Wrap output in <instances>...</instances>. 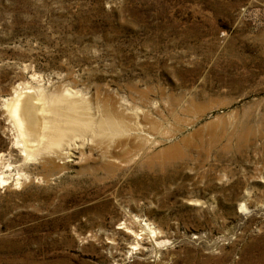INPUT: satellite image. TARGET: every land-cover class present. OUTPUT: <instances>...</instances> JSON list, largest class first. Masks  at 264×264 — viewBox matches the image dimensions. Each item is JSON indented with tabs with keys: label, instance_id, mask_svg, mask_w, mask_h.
I'll list each match as a JSON object with an SVG mask.
<instances>
[{
	"label": "rangeland",
	"instance_id": "rangeland-1",
	"mask_svg": "<svg viewBox=\"0 0 264 264\" xmlns=\"http://www.w3.org/2000/svg\"><path fill=\"white\" fill-rule=\"evenodd\" d=\"M64 93L110 147L44 148ZM0 264H264V0H0Z\"/></svg>",
	"mask_w": 264,
	"mask_h": 264
},
{
	"label": "bare ground",
	"instance_id": "bare-ground-1",
	"mask_svg": "<svg viewBox=\"0 0 264 264\" xmlns=\"http://www.w3.org/2000/svg\"><path fill=\"white\" fill-rule=\"evenodd\" d=\"M28 88L29 87H25V86L23 88H20V89L14 88L15 90H13L12 94L10 95L11 98L8 99L9 104L10 103L14 104V106H13L14 108L11 109L10 115L13 116V118H14L13 120H15L14 121L15 125L18 128L17 130L20 133L17 136L19 139L17 140L16 144L17 145L20 144L18 146H19V148L22 149V152H26L27 146L25 143L26 140L24 138L20 139V136L23 137V135H24L27 138V140H30V139L34 138L36 130H37L35 125H34V122H32L30 120L31 118H30L29 114H32V113L27 112L28 110L26 107V105L28 106L27 102L31 99L32 95L30 97L27 95L24 98H23L24 95H20L22 93V90H27ZM21 96L23 99L19 100ZM70 96H71V94L64 93L62 95V98L58 99V103L60 105H63L64 106L63 109L65 110V112L63 111L64 114L59 121H56L57 118H56V120H54L55 117H58V119L60 118L59 116L56 115L57 113L53 114L55 116L53 120H52V118L49 117L50 115H47L45 124L42 127V132H43L42 136L45 137V141H46L44 148H50L51 147L50 145H54V146L57 145V147L60 150V152L58 151L59 152L58 157L63 160L65 158H67L68 156H73V154L76 153L77 148L75 146V143L77 141L78 142L79 141L80 142L85 141V139H87V138L90 142L96 139L98 144H100L104 147L105 146L110 147L111 144L114 142V138H116L115 135L117 134V132L120 131L119 127L116 126V123L114 124V118H117L116 117L117 112H115L112 109V107H109L108 104H105L108 106L103 108V114H104L103 116H104V118L110 120V123H109L110 125H111V123H113V124L108 127L109 129L107 128L108 132L102 131L100 126H98V125L96 127L97 130L95 131L93 129L94 127H92V125H91V121L89 120V118L86 119L85 118L86 116H83L82 112L77 111V109H76L77 106H74L75 103H74V101L70 100L71 99ZM16 102L18 104H15ZM55 106H56V104H55ZM78 106H80V105L78 104ZM59 108H60V106H59ZM56 110H58V109H56ZM55 112H57V111H55ZM48 113L49 112H47V114ZM148 123H150V122H148ZM150 124H149V128H147L145 126V128H141V129H138V128L137 129L131 128L130 130L127 129L128 131L134 130L135 132L139 133V137H140V140L142 142L143 148L145 146H148V144H150L152 142V137L148 136V134H151L153 136L155 135L153 132L159 134L158 133L159 130H157L156 126L155 125L150 126ZM134 135H135V133H134ZM139 137L137 139H139ZM75 138H78V139H75ZM165 138L167 139L165 134H162V135H160L159 140H157V142L162 143L163 140H166ZM57 147H56V149H57ZM137 148H138V146H137ZM110 157H112V155L107 156V158H109L111 160ZM178 158H179V153H178V150L176 149V147L175 146H169V147L147 157L146 161L144 162V165L147 168H152L153 166H155L156 164L159 163L158 165L163 167V165H165L166 162L169 163L170 160H173V159L176 160ZM55 159H56V157H55ZM113 164H114V162L108 161V163L106 164V168L109 169V168L113 167ZM161 169H163V168H161Z\"/></svg>",
	"mask_w": 264,
	"mask_h": 264
}]
</instances>
